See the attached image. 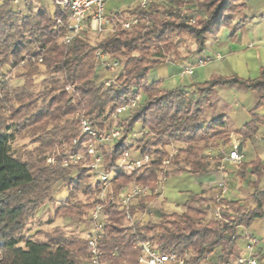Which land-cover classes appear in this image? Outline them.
<instances>
[{"label": "trees", "instance_id": "trees-1", "mask_svg": "<svg viewBox=\"0 0 264 264\" xmlns=\"http://www.w3.org/2000/svg\"><path fill=\"white\" fill-rule=\"evenodd\" d=\"M41 2L46 6L36 10ZM46 2L25 0L15 5L11 0H4L0 4V264H84L87 247L82 238L57 234L39 240L24 236L23 232L26 221L37 207L53 200L57 185L65 188V199L70 200L77 192L85 198L80 204L82 214L78 210L76 214L65 211L68 218L81 215L85 219L98 192L96 183H87L90 176L81 166L48 167L42 158L35 156V160H24L15 154L11 144L19 133L36 134L35 142L39 143L40 152L59 141L70 145L79 133L76 112L83 111L93 121L108 120L117 106L139 94L141 101L137 108L115 124L122 132L121 137L112 148L100 150L107 170L126 150L135 149L141 156H153L136 181L152 191L145 200L156 204L157 195L153 192L157 173L162 171L161 163L168 156L171 145L180 146L163 173L165 179L174 172L202 175L211 170L204 156L208 149L227 147L232 133L249 139L258 126L264 124V119L258 115L264 108L262 70L258 78L247 81L235 76H213L191 85L189 91L181 88L159 90L157 82L147 79L155 67L181 58L173 43L174 36H191L195 43L193 54L203 53L208 38H216L222 29L232 27L230 22L236 0H170L165 5L150 4L146 9L135 7L125 15H117L121 20L137 17L138 23L131 32L117 24L111 33L93 43L89 40V32H84L67 46L60 42L65 31H57L56 20H65L68 11L57 6L49 10ZM159 11L165 19L158 18ZM198 13L204 16L200 24L193 25L186 20L188 14ZM244 23L245 20L233 26L232 35ZM36 46L44 50L42 72L30 64L23 69L21 85L7 86L4 77L10 66L16 65L24 55L34 54ZM96 51L120 64V73L108 87L95 83ZM62 69L66 72V81ZM40 76L43 77L41 91L35 92L34 81ZM68 82L74 83L78 98L72 99L64 91ZM225 86H236L257 95L249 111L250 121L235 132L225 130L224 115L206 122L203 114L214 90ZM136 124L143 130L140 137L132 138L128 145L127 136ZM74 151L68 148V152ZM237 168L236 175L240 179L255 177L256 181L251 184L253 208L234 216L220 213L219 219H207L209 200L192 196L180 214H161L155 223L129 227L124 224V211L109 201L104 206L107 216L104 234L98 242L102 264H137L138 252L133 247L136 239L148 240L161 254H186L183 264H202L216 249L220 250L218 264L234 258L242 237L239 229L248 228L254 220L261 219L264 209V183L258 187L264 171L262 164L242 162ZM131 180V176L118 171L114 193ZM145 200L132 206L130 213L141 212ZM230 204L220 200L217 207ZM64 209L55 210V214ZM259 264H264V254Z\"/></svg>", "mask_w": 264, "mask_h": 264}, {"label": "built area", "instance_id": "built-area-1", "mask_svg": "<svg viewBox=\"0 0 264 264\" xmlns=\"http://www.w3.org/2000/svg\"><path fill=\"white\" fill-rule=\"evenodd\" d=\"M4 0H0V4ZM25 0H11L13 4H19ZM35 1V0H33ZM53 4V6L66 9L68 16L65 20H56V29L58 32L65 31L64 36L60 37V42L63 45H68L71 40L81 35L84 32H90L96 36L106 35L113 31L119 24L125 31L131 32L138 19L136 16H130L127 19H119L117 15L107 16L105 14V4L108 0H45ZM163 0H138L137 7L146 9L150 4H158ZM197 14L186 16V20L193 25L196 23ZM44 50L36 46L34 54H26L17 63L18 68H26L28 65H41L43 63ZM94 79L96 85L108 87L114 83L116 77L120 73V64L109 58L106 54L96 51L95 55ZM204 62H198L202 66ZM16 68V67H15ZM102 69L111 74V78L107 80H99L97 78L98 71ZM187 75L193 73V68H188L184 72ZM63 79L67 80V75L62 69ZM64 91L73 99L78 98L74 83H67L64 86ZM141 101V96L137 94L133 99L126 104L119 105L109 117L108 120L93 121L87 118L83 111H78L75 117L78 121L79 133L71 141L69 147L75 149L74 152L65 151L63 158L60 160L62 168L81 166L87 170L91 179L98 185L96 202L88 210L84 219L83 230L81 232L82 239L87 247V259L84 264H102L101 253L98 249V242L104 234L105 222L107 219L104 213V206L110 201L115 203L120 210L125 213L124 224L129 227H134L138 224L153 222L154 207L153 203L145 200L152 194V191L145 186L137 184V178L140 177L142 170L150 165L153 156H141L135 149L126 150L116 160L114 166L110 169H105L103 156L100 148H112L116 141L121 137L122 132L115 126L116 122L121 121V116L129 114L137 108ZM103 125L104 127H101ZM110 126V129L108 127ZM133 138V131L127 136L126 143L129 145ZM239 142L229 138V147H220L217 150L215 158L220 162V169L225 166L237 168L243 162V156L239 151ZM68 147V148H69ZM176 148H172L168 152L161 163L162 171L157 173V183L153 194L157 195L165 178L164 171L168 168L170 159L175 155ZM136 154V156H134ZM209 159L213 155L208 152ZM47 162L54 164V159H47ZM121 172L128 177L131 176L130 183L120 187L117 193H114L113 185L117 182V172ZM221 195L224 193V187L221 184ZM143 202L144 209L132 215L130 209L137 204L139 200ZM220 197L217 198L218 203ZM214 218H220V210L217 208L214 213ZM242 238L246 242L245 249L249 252L246 257H234L228 259L225 264H259V258L250 254L256 246V239L248 233L242 234ZM134 249L138 252L137 264H183L186 254L180 256L177 253L161 254L156 250L148 240L136 239Z\"/></svg>", "mask_w": 264, "mask_h": 264}, {"label": "crops", "instance_id": "crops-1", "mask_svg": "<svg viewBox=\"0 0 264 264\" xmlns=\"http://www.w3.org/2000/svg\"><path fill=\"white\" fill-rule=\"evenodd\" d=\"M137 3L138 0H108L105 4V14L107 16L125 15L137 7ZM198 14L203 16L202 13ZM243 20L245 23L232 35L231 28ZM230 24L232 27L222 29L216 38L206 40L203 53L193 54L195 48L190 53L179 51L181 56L179 60L166 61L155 67L151 70L153 75L148 81L157 82L159 90L181 88L189 91L192 90L191 85L203 83L213 76L221 78L235 76L244 81L258 78L261 70L264 72V0H240V6ZM200 61L204 62L202 66L198 65ZM188 68H193L191 75L184 73ZM97 78L107 80L111 78V74L100 69ZM258 113L264 119V108H261ZM127 116L128 114H124L120 119L125 120ZM246 123L235 131L241 129ZM142 130V126L136 124L132 130L133 139H138ZM229 138L239 142L243 163L258 161L264 166V124L258 126L257 132L249 139H242L235 133L230 134L226 148L229 147ZM217 150L208 149L204 153L206 160L210 162L209 172L202 175L174 172L164 180L157 191L156 204L153 203V222L158 221L161 214H180L192 196L209 200L207 214L212 218L217 208L220 213L236 215L233 207L247 199H249L247 210L253 208L250 196L254 192L251 184L256 181L255 177H246L242 180L236 175L238 168L225 166L221 170L220 162L215 158ZM208 152L213 155L212 159L208 158ZM263 183L264 177L259 180L258 187L260 188ZM221 184L224 187L222 195ZM218 197H220L219 201L225 200L231 204L217 207ZM239 231L242 234H251L256 239L257 244L250 254L260 258L264 254V209L261 219L254 220L248 228H241ZM245 246L246 242L241 237L234 257L248 256L249 252ZM219 256V250H215L209 256L207 263L218 264Z\"/></svg>", "mask_w": 264, "mask_h": 264}, {"label": "rangeland", "instance_id": "rangeland-1", "mask_svg": "<svg viewBox=\"0 0 264 264\" xmlns=\"http://www.w3.org/2000/svg\"><path fill=\"white\" fill-rule=\"evenodd\" d=\"M168 2L167 0H163L158 4H163ZM48 9L52 10L53 4L49 1L46 2ZM39 6H46L44 2H41L36 5V10L39 9ZM240 6V0H236L234 3V13L232 18L235 16L236 11ZM159 19H165L164 14L159 11ZM191 15V14H188ZM204 20V16H200L197 14L196 23L200 24ZM231 26V25H230ZM89 40L93 43L97 38H103L105 36H96L94 34L88 33ZM173 43L179 51L190 53L191 50L195 48L194 40L189 35H179L173 37ZM171 56V55H170ZM38 71L42 72V65H36ZM16 67V68H15ZM24 68H18L17 64L10 66L8 71L6 72V76L4 77L7 86L10 88L21 85L22 80L20 79L21 74L23 73ZM153 71L148 73V80L152 77ZM43 77H37L35 79V92L41 91V81ZM257 99V95L254 92L244 90L243 88H239L236 86H225L218 87L214 90L213 94L209 98L208 104L203 109V114L205 115V121L208 122L210 119L216 116H225V130L229 132H234L236 128H239L244 123L250 120L249 111L254 106V103ZM14 107H17V104H13ZM4 114V113H3ZM259 116H261L258 113ZM35 135L29 131H24L16 135L14 141L11 146L14 153L18 154L22 159L26 160L32 158L35 160V156L38 158H42L43 164L48 167H61L60 160L63 158L65 151L68 149L69 145L64 141H59L55 143L52 148L44 147L43 150L38 149L40 146L39 143L35 142ZM179 144H173L168 148V152L172 150V148L179 147ZM48 158H52L55 160L54 164H50L47 162ZM264 167V166H263ZM89 174V173H87ZM88 176V175H87ZM264 177V171L261 178ZM88 184H94V181L91 177H88ZM55 195L51 202H42L34 212V214L26 221L25 230L23 232L24 236L46 240L47 238H51L58 235H63L67 238L71 236L82 238V230L84 219L79 217L68 218L65 216V211L69 214H76V210H78L81 214L83 209L81 208V203L84 202V196L81 192H77L74 197L70 200L66 198V190L65 188L57 185L54 188ZM58 194V195H57ZM249 199L243 201L240 204H236L233 207V212L238 214L240 212L247 211ZM67 206V207H66ZM67 208V209H64ZM60 210L57 214H55V210ZM57 212V211H56ZM207 214V219H210ZM155 223V222H154ZM217 251L219 249H216ZM220 251V250H219ZM209 258V257H208ZM202 264H209L204 262Z\"/></svg>", "mask_w": 264, "mask_h": 264}]
</instances>
